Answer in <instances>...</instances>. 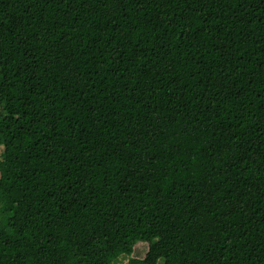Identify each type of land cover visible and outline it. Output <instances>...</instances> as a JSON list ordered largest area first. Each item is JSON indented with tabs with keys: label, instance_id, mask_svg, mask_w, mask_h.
I'll use <instances>...</instances> for the list:
<instances>
[{
	"label": "trees",
	"instance_id": "obj_1",
	"mask_svg": "<svg viewBox=\"0 0 264 264\" xmlns=\"http://www.w3.org/2000/svg\"><path fill=\"white\" fill-rule=\"evenodd\" d=\"M0 264H264V0H0Z\"/></svg>",
	"mask_w": 264,
	"mask_h": 264
},
{
	"label": "rangeland",
	"instance_id": "obj_2",
	"mask_svg": "<svg viewBox=\"0 0 264 264\" xmlns=\"http://www.w3.org/2000/svg\"><path fill=\"white\" fill-rule=\"evenodd\" d=\"M1 150V147H0ZM148 250V243L140 241L135 245H131L124 239H118L113 245V251L118 254L116 264H128L130 258H144ZM162 261H160V264ZM166 264H176L174 261H169Z\"/></svg>",
	"mask_w": 264,
	"mask_h": 264
},
{
	"label": "snow or ice",
	"instance_id": "obj_3",
	"mask_svg": "<svg viewBox=\"0 0 264 264\" xmlns=\"http://www.w3.org/2000/svg\"><path fill=\"white\" fill-rule=\"evenodd\" d=\"M6 103H7L6 99L0 97V110L3 109V106H4V104H6ZM0 119H3V117L0 116Z\"/></svg>",
	"mask_w": 264,
	"mask_h": 264
}]
</instances>
